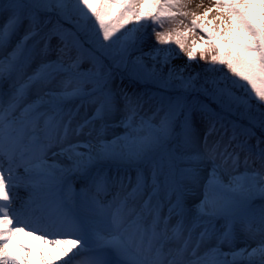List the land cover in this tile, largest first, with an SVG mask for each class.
Returning a JSON list of instances; mask_svg holds the SVG:
<instances>
[{"label":"snow or ice","instance_id":"obj_1","mask_svg":"<svg viewBox=\"0 0 264 264\" xmlns=\"http://www.w3.org/2000/svg\"><path fill=\"white\" fill-rule=\"evenodd\" d=\"M196 7L0 0V264H264V0Z\"/></svg>","mask_w":264,"mask_h":264},{"label":"bare ground","instance_id":"obj_2","mask_svg":"<svg viewBox=\"0 0 264 264\" xmlns=\"http://www.w3.org/2000/svg\"><path fill=\"white\" fill-rule=\"evenodd\" d=\"M197 4H203V5H209V0H189V8L191 11H202V9H198L196 7ZM209 18H211V13H209ZM23 240L26 243H32L36 246H40V242L39 241H32L31 238L28 237H23Z\"/></svg>","mask_w":264,"mask_h":264},{"label":"rangeland","instance_id":"obj_3","mask_svg":"<svg viewBox=\"0 0 264 264\" xmlns=\"http://www.w3.org/2000/svg\"><path fill=\"white\" fill-rule=\"evenodd\" d=\"M188 39H191V36H189V38H188ZM197 57H198V53H197ZM176 63H178V61H177Z\"/></svg>","mask_w":264,"mask_h":264}]
</instances>
